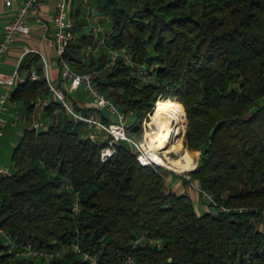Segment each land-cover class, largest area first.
Segmentation results:
<instances>
[{
  "label": "trees",
  "instance_id": "trees-1",
  "mask_svg": "<svg viewBox=\"0 0 264 264\" xmlns=\"http://www.w3.org/2000/svg\"><path fill=\"white\" fill-rule=\"evenodd\" d=\"M94 2L111 18L114 44L138 63L155 64L154 80L142 82L122 59L108 64L103 52L78 59L81 41L66 58L92 71L99 89L131 112L128 131L136 138L155 102L186 112L184 150H200L190 180L219 206L200 213L187 192L167 191V169L142 165L128 141L102 161L99 145L50 97L43 115L52 122L43 130L25 125L13 171L0 173V227L22 245L77 243L81 251L48 261L18 257L0 236V264H90L83 252L98 264H264V0ZM80 10L72 11L78 23ZM33 65L38 80L30 77ZM19 69L28 74L13 99L30 121L34 102L51 91L37 53H26Z\"/></svg>",
  "mask_w": 264,
  "mask_h": 264
},
{
  "label": "built area",
  "instance_id": "built-area-1",
  "mask_svg": "<svg viewBox=\"0 0 264 264\" xmlns=\"http://www.w3.org/2000/svg\"><path fill=\"white\" fill-rule=\"evenodd\" d=\"M4 1L9 6L15 2H18V4L14 18L4 27L3 37L0 41V61L11 50L20 35H27L31 32V18H33L41 28L44 40L57 56L60 69V84L55 83L50 75V62L47 56L37 49L25 50L11 73H5L0 70V134H3L10 123L18 124L23 119L28 127L36 130L47 129L49 123L40 112H42L45 105L50 103V97H53L59 101L68 115L81 123L82 135L99 145L102 161L108 160L117 153L118 145L121 141H128L130 147L136 150V158L142 165L160 164L155 162L145 150L144 141L146 136H144V141L142 142L129 133V116L131 112H124L110 97L99 89L98 81L92 71L76 68L66 58L68 47L81 41L82 44L73 53L78 59H89L91 56H98L103 52L107 55L108 64H114L118 59H122L142 82L153 81L152 73L155 70V64L136 62L126 48L116 46L110 39V16L102 12L94 0H81L83 9L78 23V18L72 15L74 0H58L56 11L52 15L50 22L46 21L40 12L43 0ZM51 25H53V29ZM31 50L37 52L42 59V67L51 96H41L34 102L33 117L30 121H27L20 107L21 104L13 99V92L15 86L25 79L20 76L19 66L23 56ZM30 77L33 80H38L40 74L32 70L30 71ZM82 85L87 91L89 104L86 106L76 105L69 96L70 92L79 89ZM106 116L110 120H105ZM0 173L8 174L10 171L7 167H0ZM187 178L190 180V175H187ZM190 185L196 187L199 194L207 198L211 205L217 207L218 203L210 192L204 190L192 180H190ZM220 207L225 209L224 206ZM73 210L76 212L79 210L78 201L74 202ZM0 236L9 245V252L18 257L43 258L48 261L69 249L81 251L77 243L65 244L52 250L39 249L32 244L22 245L16 242L10 232L3 227H0ZM137 242L139 240H135V243ZM83 257L90 264H98L97 257L91 253L83 252ZM131 260L132 257L129 256L127 262Z\"/></svg>",
  "mask_w": 264,
  "mask_h": 264
},
{
  "label": "crops",
  "instance_id": "crops-1",
  "mask_svg": "<svg viewBox=\"0 0 264 264\" xmlns=\"http://www.w3.org/2000/svg\"><path fill=\"white\" fill-rule=\"evenodd\" d=\"M17 4H18V2H15L13 5L9 6L5 3L4 0H0V41L3 37L5 25L9 21H11L16 14ZM57 4H58V0H43L42 1V4L40 6V12L43 15V17L46 19V21H50L52 15L56 11ZM78 8H81L80 11H82V9H83L81 0H74L73 11H77ZM31 23H32L31 32L27 35L26 34L20 35L18 37V41H16L17 43L15 42V44L13 45L11 50H9L7 52L8 54L6 53L3 56V58L1 59L0 70L5 72V73H11L14 70L16 65L13 66L12 63H10V61H12V60L9 61V59H14L15 57H17V61H18L19 57L21 56V54L25 50L37 49V50L42 51L47 56V59L50 62V75L53 78V80L55 81V83L60 84V69H59V63L57 60V56H56L55 52L52 50V48H50V46L44 40V38L42 36V30L33 18H31ZM51 28L53 29V25H51ZM29 52H35V51L31 50ZM35 53H37V52H35ZM41 68L43 70L42 59H41ZM32 70H35L38 72V66L33 65L31 67L30 71H32ZM43 72H44V70H43ZM27 74H28L27 70H23V71L20 70V76L22 77V79L26 78ZM73 93H74V91L70 92L69 96L76 105L86 106L89 104L87 98H82L79 95H75ZM20 107L23 110L22 104L20 105ZM40 113H42V115H43V110ZM176 176H177V174H176ZM171 179H172L171 176L165 174V184H167V181L168 180L170 181ZM170 188H171V190L176 191L177 193L187 192L192 197V199L194 200V198H193L194 194H193L192 189L190 188V186L188 184H186L185 182H182L181 179L176 181V183H174V185H172ZM194 202H195V200H194ZM195 207H196L198 212H199V209L203 210L202 212L208 210V209H206L205 204L201 203V200L195 202Z\"/></svg>",
  "mask_w": 264,
  "mask_h": 264
},
{
  "label": "rangeland",
  "instance_id": "rangeland-1",
  "mask_svg": "<svg viewBox=\"0 0 264 264\" xmlns=\"http://www.w3.org/2000/svg\"><path fill=\"white\" fill-rule=\"evenodd\" d=\"M18 41V39H17ZM17 43V42H16ZM8 54V53H7ZM12 60V61H10ZM10 63H12L13 66L16 65V61H17V57H15L14 59H9ZM73 92V91H72ZM75 95H79L80 97L82 98H87V91L85 89V87L82 85L80 86V88L78 90H75L74 93ZM160 97H165L163 96L162 94L159 96ZM165 98H170V97H165ZM178 100V99H177ZM179 101V100H178ZM263 104H264V98L262 99L261 101ZM154 106H155V103H154ZM153 106V108H154ZM160 105L159 103H157L156 107L154 108V111L152 112L153 108L147 113L146 117L144 118L145 119V123H144V119L141 123V126H142V129H141V132L139 134V137L138 139H140L142 142L144 141V136H145V132L147 129H150V124L149 122L151 121L150 120V113H155L157 109H159ZM184 108V107H183ZM59 111V114L62 112L60 110ZM183 111V110H182ZM185 111V110H184ZM151 113V114H152ZM186 113V112H185ZM55 115V120L58 119V116L60 117L61 115ZM44 116V115H43ZM152 117V116H151ZM54 120V118H53ZM46 121H49L52 122V119H46ZM26 121L23 119L22 121H20L18 124H12L10 123L6 129L4 130L3 134H0V167H7L9 169L10 172L13 171V162H12V151H13V148L14 146L17 144L18 140H19V137L21 136L22 134V131L26 125L25 123ZM187 123H188V120H187V115H186V126H185V130L182 134V142H180V134H178V138H179V142L181 144V148H182V153H187L185 150H184V147H188L185 143V132H186V129H187ZM181 125V124H180ZM179 125V126H180ZM145 127V128H144ZM151 130V129H150ZM190 148V147H189ZM193 149V148H192ZM158 150L159 152H161V154H163L162 156H164L165 154H172V155H175V149H174V145L173 143L171 142H164L162 145H160L158 147ZM196 150V149H195ZM184 151V152H183ZM199 152L198 153H194L192 151V155H193V163H192V166L186 168V169H179L178 167L174 166V165H171L169 163H166V164H161L162 166H164L167 170L165 171V174L169 175L172 177V179L169 181H167V184H166V190L169 191L171 190V186L174 185V183H176V181H178L179 179H181V181L183 182V179L182 177H185L187 178V175L188 174V171L194 167L197 166L198 164V161H199V157H200V150H198ZM177 174V176H176ZM182 177H181V176ZM188 179V178H187ZM190 188L192 189L193 191V194H194V200L195 202L201 200V203L202 204H205L206 206V209L208 210H211V208H213L214 206H212L209 202V200L207 198H205L203 195L199 194V191L197 190L196 187L194 186H191L189 185ZM203 210H200L199 209V212L201 213ZM56 249V248H55Z\"/></svg>",
  "mask_w": 264,
  "mask_h": 264
},
{
  "label": "bare ground",
  "instance_id": "bare-ground-1",
  "mask_svg": "<svg viewBox=\"0 0 264 264\" xmlns=\"http://www.w3.org/2000/svg\"><path fill=\"white\" fill-rule=\"evenodd\" d=\"M157 103L158 102H155L154 108ZM154 108L152 112L154 111ZM151 113V121L149 122L151 130H146V139L144 141L145 150L157 163H168V165L170 163L179 169H186L192 166L193 155L191 153H182V148L180 147L181 144L178 138V134H180L181 138V133L186 126L185 113L175 105H170L163 109H157L155 113ZM166 141L173 143L174 149L176 150L175 155L165 154L162 156L163 154L159 152L158 147Z\"/></svg>",
  "mask_w": 264,
  "mask_h": 264
}]
</instances>
